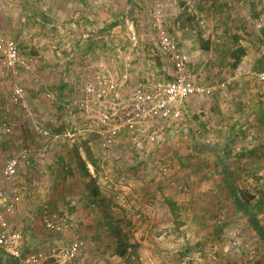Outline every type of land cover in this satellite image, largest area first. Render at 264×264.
I'll use <instances>...</instances> for the list:
<instances>
[{"label":"rangeland","instance_id":"obj_1","mask_svg":"<svg viewBox=\"0 0 264 264\" xmlns=\"http://www.w3.org/2000/svg\"><path fill=\"white\" fill-rule=\"evenodd\" d=\"M72 2L85 17H98L103 5V0H0V42H13L18 57L25 61V66L8 69L0 57V191L6 195L14 189L33 191L34 197L22 199L7 219L25 251L38 250L31 243L27 246L31 236L34 241H45L47 248L79 238L85 248L66 264H201L210 258L214 264H264V242L246 214L236 210L224 184V178L231 177V187L241 199L253 196L249 208L264 229V109L256 113L253 107L264 106V92L255 77L264 71V61L253 67L240 65L235 52L234 61H226L219 47L258 42L259 51L264 52V0H253L256 10L250 13L229 8L226 0H199L204 10L180 11L178 28L185 29L184 33L169 32L166 27L171 24L165 25L166 17L157 14L158 32H165L186 55L194 84L215 90L189 99L198 109L187 108L190 128L186 135H170L157 148L147 150L145 159L139 158L141 150L137 155L125 137L106 152L84 119L60 106V62L71 53L61 50L58 43L66 36L62 24L78 18ZM162 8L156 5V11ZM208 47L221 53L209 59ZM260 59L264 60V54ZM99 65L82 66L78 72ZM15 88L22 90L18 104L12 99ZM250 93L256 103L248 99ZM5 128L10 132L5 133ZM38 129L49 135L39 136ZM24 149L33 162L15 178L5 179V161ZM87 165L93 169L100 200L110 203L115 216L97 225L94 212H89L93 222L84 235L85 224L71 222L52 202L63 191L62 206L84 200ZM44 203L58 215L61 232H45L41 223ZM0 216H6L1 206ZM115 234L118 239L124 236L128 249L123 257L118 256Z\"/></svg>","mask_w":264,"mask_h":264},{"label":"built area","instance_id":"obj_2","mask_svg":"<svg viewBox=\"0 0 264 264\" xmlns=\"http://www.w3.org/2000/svg\"><path fill=\"white\" fill-rule=\"evenodd\" d=\"M157 46L173 66L171 80H146L126 86L116 82L104 65L84 67L78 72L76 82L72 83L69 96L60 103L64 111H73L84 119L87 130L100 137V148L106 152L117 143H122L121 139L125 137V141L134 148L137 155L141 150L140 159L147 158V150L157 148L170 135L175 138L186 135L190 128L187 112L189 99L196 95H210L215 90L194 84L187 68L186 55L163 31L158 33ZM0 57L4 59L8 69L25 66V61L18 57V49L11 41L0 42ZM255 77L264 92V71ZM220 87H224V84ZM21 95V89L13 90L12 99L15 104L19 103ZM4 131L10 132L8 128ZM37 133L41 137L49 135L41 129ZM29 161L30 153L25 149L9 157L3 166L4 178H15L19 170L29 165ZM22 199L20 190L14 189L10 195L0 191V206L6 215L0 216V250L3 255L16 261V264H66L76 260L85 248L84 242L79 238L65 246L54 245L37 251H25L20 235L12 232L7 222ZM41 219L48 232H61L58 215L50 211L45 203L42 205ZM201 264H214V258Z\"/></svg>","mask_w":264,"mask_h":264},{"label":"crops","instance_id":"obj_3","mask_svg":"<svg viewBox=\"0 0 264 264\" xmlns=\"http://www.w3.org/2000/svg\"><path fill=\"white\" fill-rule=\"evenodd\" d=\"M198 1L199 0H103L102 7L97 11L98 17L93 15L85 17L84 11L81 9L78 10L79 6L76 5V3L74 5L72 2V5L75 6L74 11L75 9L77 10L76 13L78 14V18L72 23L68 22L62 24L61 31L62 34L65 33L66 36H63V41L60 40L61 42L58 43L59 48L62 47L61 50L71 53L69 57L67 55L68 58L60 62L62 64V69L60 68L61 72L58 79L60 82L57 84L59 95H61L62 99L69 96L72 83L74 84L77 80L78 70L80 67L86 65H104L116 82L123 83L126 86L135 85L136 83L146 80H171L174 72L171 67L172 65H169L167 60L158 52L157 38L160 22L156 24L155 17H158L157 14L160 16L162 15L163 19L166 17V21H164L165 25L171 24L170 28L168 26L166 27L169 32L172 33L171 30H174V32L178 31L184 33L185 29L178 28L181 23L180 11L184 10V13H190L189 10L194 8L199 11L204 10ZM226 1H228L229 8L235 9L236 11L245 10L250 13L256 10V5L253 4V0ZM157 4L162 5L165 9L162 8L156 11ZM246 5H248V7ZM181 7H184V9ZM210 12L211 9H209V14ZM153 13L156 15L153 16ZM170 13L171 15H169ZM151 16H153V19H151ZM183 17L185 18L186 16ZM254 33L258 36V33ZM260 45L261 44L258 42H253L252 44L238 42L237 44H230L226 47H219L224 50L227 57L226 61H234L236 56L232 55V52H235L238 53L240 65L247 64L253 67L264 61L260 59L262 54H264V52L259 51V49H261ZM221 49L214 52L212 51V47H210L208 51L209 59H211V57H213V59L216 58V53H221ZM225 49L227 51H225ZM249 71L250 70L246 73L248 74ZM44 74L43 72V75ZM248 99L256 103L254 101V93H250ZM207 106L209 108L211 105ZM253 107L256 113H259L260 109H264V106L260 104H258L257 107L253 105ZM187 108L191 111H197L198 109L194 100H189L187 102ZM221 113L224 114L223 111H221ZM262 117H264V113ZM222 119L223 118H221V120ZM258 119L262 120L261 116L258 117ZM60 160L62 159L59 158V161ZM30 161L33 162L32 159H30ZM30 167L27 171L25 169L27 173L30 171ZM86 173L95 178L93 169L90 165H87ZM62 174L65 175V173ZM29 176V173L26 174L24 178L26 182ZM82 192L84 193V200H81L80 203H76L75 201L71 202L69 205V207L72 206L70 210L68 209L69 207L62 206V201L65 204V199L63 198L64 191L61 195L53 197L56 201H53L52 205L56 208L59 207V210L64 212L65 217L71 219V222L76 221L80 222V224H85V226H82L81 232L84 235H88L85 230L89 229V226L93 222L91 221L93 217L89 212H94L92 214L94 215L97 225L106 224L108 220H110L111 215H115L111 212V205L109 202L100 199L91 201L88 198L85 187L82 189ZM98 192L100 193L99 189ZM31 193H33V191H30L29 188L26 192L23 190V200H25V197L29 199ZM78 210H80V212L76 213ZM78 230L80 231L79 228ZM45 232L48 231L45 230ZM28 240L27 246L31 243L33 249L41 250L43 247H47L45 241H34L35 239L33 236L29 237ZM87 240L89 239L87 238ZM29 250L31 249L29 248ZM10 261L11 259L3 255L0 250V264H10Z\"/></svg>","mask_w":264,"mask_h":264},{"label":"trees","instance_id":"obj_4","mask_svg":"<svg viewBox=\"0 0 264 264\" xmlns=\"http://www.w3.org/2000/svg\"><path fill=\"white\" fill-rule=\"evenodd\" d=\"M81 165L84 167L83 162L81 163ZM86 176L89 179L88 184L86 185L87 187L85 188L88 198L91 201H97L100 198H99L98 189L95 187V181L90 175H88V173L86 174ZM224 184L231 192V198L235 205L236 210L246 214L250 227L259 236L260 240L264 242V229L261 228L257 218L255 217L253 213H251L250 208H249L250 202L254 199L253 196L245 195L244 198L241 199L240 196L237 195V192H235L234 189L231 187V184H232L231 177L230 179H228V177L224 178ZM117 236L118 234H115L117 245H118L117 246L118 256L123 257L126 254L128 248L124 246V243H123L124 236L120 237L119 239ZM11 262H13L14 264L16 263V261H12V259H11Z\"/></svg>","mask_w":264,"mask_h":264}]
</instances>
